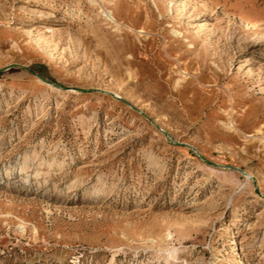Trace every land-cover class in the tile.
I'll return each mask as SVG.
<instances>
[{
	"label": "rangeland",
	"instance_id": "rangeland-1",
	"mask_svg": "<svg viewBox=\"0 0 264 264\" xmlns=\"http://www.w3.org/2000/svg\"><path fill=\"white\" fill-rule=\"evenodd\" d=\"M2 69L0 264H264V0H0Z\"/></svg>",
	"mask_w": 264,
	"mask_h": 264
},
{
	"label": "water",
	"instance_id": "water-1",
	"mask_svg": "<svg viewBox=\"0 0 264 264\" xmlns=\"http://www.w3.org/2000/svg\"><path fill=\"white\" fill-rule=\"evenodd\" d=\"M6 69H2V70H0V72H3V71H5ZM59 87V86H58Z\"/></svg>",
	"mask_w": 264,
	"mask_h": 264
},
{
	"label": "bare ground",
	"instance_id": "bare-ground-1",
	"mask_svg": "<svg viewBox=\"0 0 264 264\" xmlns=\"http://www.w3.org/2000/svg\"><path fill=\"white\" fill-rule=\"evenodd\" d=\"M52 85V84H51Z\"/></svg>",
	"mask_w": 264,
	"mask_h": 264
}]
</instances>
